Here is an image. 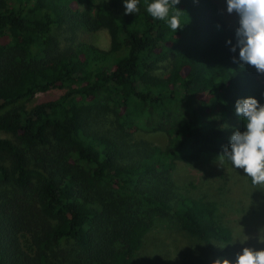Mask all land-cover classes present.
I'll return each instance as SVG.
<instances>
[{
    "label": "trees",
    "instance_id": "16d2710c",
    "mask_svg": "<svg viewBox=\"0 0 264 264\" xmlns=\"http://www.w3.org/2000/svg\"><path fill=\"white\" fill-rule=\"evenodd\" d=\"M151 2L125 15L124 0H0V188L18 193L0 196V264H135L168 215L197 247L232 241L213 202L163 179L229 146L226 120L245 131L235 103L264 105V74L230 51L238 22L213 0H180L176 32Z\"/></svg>",
    "mask_w": 264,
    "mask_h": 264
},
{
    "label": "rangeland",
    "instance_id": "374dc122",
    "mask_svg": "<svg viewBox=\"0 0 264 264\" xmlns=\"http://www.w3.org/2000/svg\"><path fill=\"white\" fill-rule=\"evenodd\" d=\"M218 15L233 27L238 22V16L229 15L226 11V0H213ZM61 45L67 44L70 33L64 29H56L52 35ZM100 42L106 46L107 40L100 35ZM63 90L55 89L47 93L48 96H60ZM44 96L37 94L27 107L35 105ZM224 137L230 141L234 131L239 130L235 120H226ZM135 140H143L154 145L164 146L166 140L161 133L146 134L135 132ZM223 151H211L200 159L177 166L176 170L163 179V183H171L176 195L190 198H203L213 202L216 208L217 220L227 227L232 234V241L228 244H214L211 246H195L183 234L177 232L176 222L172 215L157 219L153 227L155 237L152 251L144 253L135 260V264H213L218 259H227L235 264L238 254L244 248L254 251L264 250V185H253L251 178L243 169H235L226 159L221 162ZM2 200L13 199L18 196L13 186L7 184L0 188ZM1 213V212H0ZM1 217H3L0 214ZM23 250L30 249L27 236H20ZM223 250L222 257L219 252ZM208 251L213 254L209 256Z\"/></svg>",
    "mask_w": 264,
    "mask_h": 264
},
{
    "label": "clouds",
    "instance_id": "9594fccd",
    "mask_svg": "<svg viewBox=\"0 0 264 264\" xmlns=\"http://www.w3.org/2000/svg\"><path fill=\"white\" fill-rule=\"evenodd\" d=\"M138 3L139 0H124L125 15L138 13ZM179 3L180 0H152L146 10L154 20L165 21L176 32L182 28L181 10L175 7ZM226 4L227 13L238 16L235 43L231 39L226 42L231 45L230 51L236 53L239 49V61L264 74V0H226ZM173 8L176 12L170 16ZM233 62H237L235 56ZM235 114L243 121L245 131H234L229 146L219 156L221 162L226 159L235 169H243L253 185H264V105L254 97L238 99ZM213 264H230V261L218 259ZM235 264H264V250L244 248Z\"/></svg>",
    "mask_w": 264,
    "mask_h": 264
}]
</instances>
